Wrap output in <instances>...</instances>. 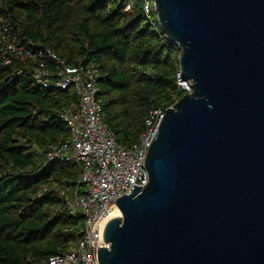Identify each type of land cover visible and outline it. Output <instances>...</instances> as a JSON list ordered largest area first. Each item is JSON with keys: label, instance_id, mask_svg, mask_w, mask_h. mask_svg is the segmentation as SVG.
Listing matches in <instances>:
<instances>
[{"label": "water", "instance_id": "water-1", "mask_svg": "<svg viewBox=\"0 0 264 264\" xmlns=\"http://www.w3.org/2000/svg\"><path fill=\"white\" fill-rule=\"evenodd\" d=\"M151 2L190 91L165 109L147 184L114 200L96 264H264V0Z\"/></svg>", "mask_w": 264, "mask_h": 264}, {"label": "trees", "instance_id": "trees-1", "mask_svg": "<svg viewBox=\"0 0 264 264\" xmlns=\"http://www.w3.org/2000/svg\"><path fill=\"white\" fill-rule=\"evenodd\" d=\"M7 7L23 36L68 64L95 66L103 120L126 147L138 141L151 109L187 93L179 89L180 49L152 5L145 14L143 0H12ZM75 99L70 90L36 85L15 60L0 68V264L43 260L79 235L80 217L61 195L75 191L78 166L45 157L68 138L57 112ZM52 180L60 186L45 188Z\"/></svg>", "mask_w": 264, "mask_h": 264}, {"label": "built area", "instance_id": "built-area-1", "mask_svg": "<svg viewBox=\"0 0 264 264\" xmlns=\"http://www.w3.org/2000/svg\"><path fill=\"white\" fill-rule=\"evenodd\" d=\"M10 1L0 0V68L15 60L30 71L36 85L70 90L76 98L57 112L69 128L68 138L51 144L45 157L78 166L75 191L72 195L61 191V195L69 213L80 217L75 226L79 235L49 257L27 264H96L95 251L110 246L103 239L105 224L121 215L114 200L130 194L133 185L143 187L148 182L143 160L165 109L149 111L136 143L126 147L117 142L114 131L103 120L95 66L68 64L49 48L23 36L20 22L8 10ZM151 3L143 0L147 16ZM129 9L130 3L124 11ZM178 78L179 85H187L180 74Z\"/></svg>", "mask_w": 264, "mask_h": 264}, {"label": "rangeland", "instance_id": "rangeland-1", "mask_svg": "<svg viewBox=\"0 0 264 264\" xmlns=\"http://www.w3.org/2000/svg\"><path fill=\"white\" fill-rule=\"evenodd\" d=\"M152 0H150V2H151ZM152 4V3H151ZM180 88L179 89H186L187 90V92H189L190 91V89H189V87H188V85H186V86H183V85H180L179 86ZM177 100V99H176ZM175 102V101H174ZM173 102V103H174ZM59 184H61V181H59L58 180V182H56L55 180H52L51 182H50V185L48 184V185H46V186H44L45 188H49V187H53V188H55V187H58V186H60ZM84 188V187H83ZM66 193V192H65ZM68 194V193H67ZM72 195V194H71ZM81 222L83 223L84 221L83 220H81Z\"/></svg>", "mask_w": 264, "mask_h": 264}]
</instances>
